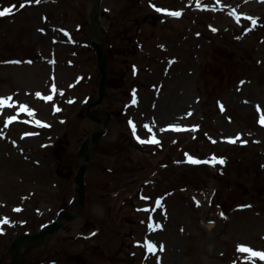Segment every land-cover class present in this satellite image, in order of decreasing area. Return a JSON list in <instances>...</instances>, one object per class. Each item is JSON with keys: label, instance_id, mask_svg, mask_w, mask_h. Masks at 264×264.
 <instances>
[{"label": "rangeland", "instance_id": "obj_1", "mask_svg": "<svg viewBox=\"0 0 264 264\" xmlns=\"http://www.w3.org/2000/svg\"><path fill=\"white\" fill-rule=\"evenodd\" d=\"M199 2L101 0L108 126L85 208L21 264H264L238 250L264 251V0ZM94 3L0 0L13 8L0 16V264L78 198V152L99 128Z\"/></svg>", "mask_w": 264, "mask_h": 264}, {"label": "water", "instance_id": "obj_2", "mask_svg": "<svg viewBox=\"0 0 264 264\" xmlns=\"http://www.w3.org/2000/svg\"><path fill=\"white\" fill-rule=\"evenodd\" d=\"M100 0H96V4L94 7V16H95V22L100 25V21L98 18L97 10L99 8ZM100 28L102 30V33H105L104 27L100 25ZM92 45L96 48L98 52V58L100 61V70H101V82H100V95L99 98L93 102L90 103L88 108V116L97 122L100 123V128L97 132L93 134V136L87 137L82 144V147L79 151V156L83 157V160L81 161L77 176H76V182L79 185V199L76 202V210L73 212L72 210L63 211L60 216V220L54 222L53 224L49 225L48 227L42 229L37 234H25L21 236L14 244V249L16 251L15 259L13 264H20L21 259V253H20V247L19 245L24 242H33L38 239L43 238L46 234L51 233L55 230H57L63 223V220L66 219H73L76 215L81 213L85 206V174L88 168V161H89V150L91 145H96L99 143L102 135L105 133L107 121L103 120L98 115V110L93 109L92 107L100 104L105 96L106 92V77H107V62H108V56L104 54V50L102 48V37L101 35L98 36L97 40H91Z\"/></svg>", "mask_w": 264, "mask_h": 264}, {"label": "snow or ice", "instance_id": "obj_3", "mask_svg": "<svg viewBox=\"0 0 264 264\" xmlns=\"http://www.w3.org/2000/svg\"><path fill=\"white\" fill-rule=\"evenodd\" d=\"M36 2H39V0H36ZM197 4L198 6H200V2L199 0H197ZM204 7H208V5H203ZM153 7H156L155 5H153ZM13 11V8L11 7H4L2 10H0V16H4L6 14H10L11 12ZM158 11H161V12H168L170 15H173V16H179L181 15V12L180 11H170L169 9L167 8H159ZM249 20H252L253 22H255V19L254 17H247ZM43 31V29L41 30ZM53 89L55 90V85H53ZM41 94L40 93H37V96H40ZM52 96L51 95H47V96H44L43 99L45 100H52ZM11 99V97H0V106H3L5 105L9 100ZM259 107V106H258ZM22 110H28L30 113H31V109L28 108L27 105H22ZM59 110V109H57ZM8 121H12L15 119V117L13 116H8L7 117ZM261 123H264V115L261 116V120H260ZM37 123L39 124H42L43 122L41 121H37ZM169 127H173L172 125H169ZM139 139V137H137ZM228 139H232V138H228ZM143 142V141H141ZM151 142H155V143H158L157 140H155V138H153V140ZM190 161L193 162V163H199L200 161L195 158V157H189ZM218 158L216 156H213L211 158V161L209 162H215ZM219 162L220 163H223L224 160L222 157L219 158ZM157 204H159V201L157 200L156 201ZM199 204V202H197ZM18 210V209H17ZM221 215H223V213H221ZM5 220H7L8 218L5 217L4 218ZM0 231H2V229H0ZM149 245H150V250L154 249L155 248V245L153 244V242L149 241L148 242ZM161 248L163 247L162 245L160 246ZM238 250L241 251V252H245V253H248L250 254L249 256H246L245 259H248L250 257H259L260 259L264 260V251H258V250H255L253 249L252 247H249L245 244H240L238 246ZM253 264H255V262L253 261Z\"/></svg>", "mask_w": 264, "mask_h": 264}, {"label": "bare ground", "instance_id": "obj_4", "mask_svg": "<svg viewBox=\"0 0 264 264\" xmlns=\"http://www.w3.org/2000/svg\"><path fill=\"white\" fill-rule=\"evenodd\" d=\"M28 246H29V243H23V244L20 245V250H21L22 254L24 253L26 248H28Z\"/></svg>", "mask_w": 264, "mask_h": 264}]
</instances>
